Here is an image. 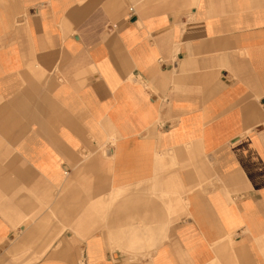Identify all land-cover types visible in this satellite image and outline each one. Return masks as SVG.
Instances as JSON below:
<instances>
[{
  "label": "crops",
  "instance_id": "1",
  "mask_svg": "<svg viewBox=\"0 0 264 264\" xmlns=\"http://www.w3.org/2000/svg\"><path fill=\"white\" fill-rule=\"evenodd\" d=\"M0 264H264V0H0Z\"/></svg>",
  "mask_w": 264,
  "mask_h": 264
},
{
  "label": "built area",
  "instance_id": "2",
  "mask_svg": "<svg viewBox=\"0 0 264 264\" xmlns=\"http://www.w3.org/2000/svg\"><path fill=\"white\" fill-rule=\"evenodd\" d=\"M128 11H129V15L128 16L131 17V15H132V7H130Z\"/></svg>",
  "mask_w": 264,
  "mask_h": 264
}]
</instances>
